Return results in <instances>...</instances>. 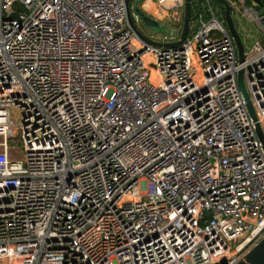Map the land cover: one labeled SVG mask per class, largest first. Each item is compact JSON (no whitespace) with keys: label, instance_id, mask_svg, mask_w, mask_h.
Wrapping results in <instances>:
<instances>
[{"label":"built area","instance_id":"obj_1","mask_svg":"<svg viewBox=\"0 0 264 264\" xmlns=\"http://www.w3.org/2000/svg\"><path fill=\"white\" fill-rule=\"evenodd\" d=\"M230 4L264 39V14ZM206 7L164 48L135 36L125 0H0V264H237L264 238V151L237 83L264 135V47L239 64Z\"/></svg>","mask_w":264,"mask_h":264},{"label":"water","instance_id":"obj_2","mask_svg":"<svg viewBox=\"0 0 264 264\" xmlns=\"http://www.w3.org/2000/svg\"><path fill=\"white\" fill-rule=\"evenodd\" d=\"M130 1L131 0H125L126 21L128 23V26L131 28V30L134 32L135 36L139 40L145 42L148 45L154 46V47H164V48H176L182 44V42L184 41V39L186 38V36L188 35L190 31V23L192 21V17H191V1L192 0L183 1V20H182V28H181L179 35L177 31H175L174 29L169 30L161 26L158 23L157 19H153L150 15L145 14L138 6H135V8H132L130 6ZM202 1H204L206 4L213 2L216 5H220L222 7L223 20H224L226 32L232 38L233 43L235 45L237 62L239 64L243 63L245 61V54H244V46L241 41V37L237 31V27L239 26V23L232 16V12H231L230 3L235 2V0H230V1L202 0ZM254 3L255 5L260 6L259 0H254ZM132 13H134L140 19L141 25L147 31L154 33V34H161L163 36H166L172 39L178 36L177 40L171 41V42H160L158 40L152 39V37H148L144 35L137 27V24L134 22ZM260 14H264V9L260 10ZM237 83H238L239 90L241 91L244 97V100L246 102L248 114L254 122L257 138L262 144V148L264 151V135H263V132L259 124L257 123L254 109L251 105L249 95L245 88L242 70L239 71L238 73ZM237 264H264V238L245 255L243 260L239 261Z\"/></svg>","mask_w":264,"mask_h":264},{"label":"rangeland","instance_id":"obj_3","mask_svg":"<svg viewBox=\"0 0 264 264\" xmlns=\"http://www.w3.org/2000/svg\"><path fill=\"white\" fill-rule=\"evenodd\" d=\"M196 1V0H195ZM211 3V2H210ZM206 4V3H205ZM207 5V4H206ZM236 5L240 9V11L244 14L243 11V0H236ZM130 6L132 8H135V6H138L145 14L150 15L153 19L157 18L158 23L171 30L174 29L177 31L178 35L182 28V20H183V7L176 10V9H170L168 11H159V14H153L155 5L151 6L146 0H131ZM214 8V12L217 14L216 11H218V8L216 5L212 4ZM202 7L204 8V5L202 4ZM222 8V7H221ZM133 12V11H132ZM164 14V17H163ZM239 23V26L237 27V31L241 37V41L243 43L245 52H253L254 51V44L255 42H258L261 47H264V39L261 38L262 34L256 29L254 24L250 22L247 18L243 17L241 14L237 13L236 16L232 15ZM160 18V19H158ZM197 21H193L190 23V29H194L196 26ZM137 27L139 30L148 37H153L155 39H161V34H154L149 31H147L141 23L137 24ZM11 116L13 118V121L16 123H19L16 115L14 114V110L11 112Z\"/></svg>","mask_w":264,"mask_h":264},{"label":"trees","instance_id":"obj_4","mask_svg":"<svg viewBox=\"0 0 264 264\" xmlns=\"http://www.w3.org/2000/svg\"><path fill=\"white\" fill-rule=\"evenodd\" d=\"M204 5L206 10H204V8L202 7V9H198V7L200 5ZM212 4L216 5L215 3L211 2L210 3V6L213 8L215 6H212ZM259 4L260 6L258 5H255L254 3V0H244V6L246 8H253L256 12H259L260 13V10L261 9H264V0H259ZM216 7L218 8V11L216 16L218 17H221L223 18V9L221 8L220 5H216ZM213 11H214V8H213ZM210 16V13L207 12V7H206V4L204 1L202 0H192L191 1V17H192V21H193V18H194V21H198L200 18H203V19H207L208 17ZM191 30V29H190Z\"/></svg>","mask_w":264,"mask_h":264},{"label":"flooded vegetation","instance_id":"obj_5","mask_svg":"<svg viewBox=\"0 0 264 264\" xmlns=\"http://www.w3.org/2000/svg\"><path fill=\"white\" fill-rule=\"evenodd\" d=\"M198 9H202V5H200V6L198 7ZM163 16H164V14H163ZM193 21H194V18H193ZM193 21H191V22H193Z\"/></svg>","mask_w":264,"mask_h":264},{"label":"crops","instance_id":"obj_6","mask_svg":"<svg viewBox=\"0 0 264 264\" xmlns=\"http://www.w3.org/2000/svg\"><path fill=\"white\" fill-rule=\"evenodd\" d=\"M164 17V16H163ZM158 19H160V18H158Z\"/></svg>","mask_w":264,"mask_h":264}]
</instances>
